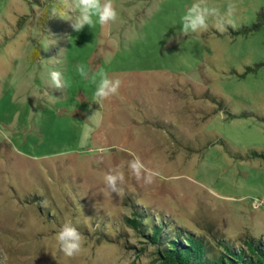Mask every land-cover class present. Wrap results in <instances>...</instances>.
<instances>
[{
    "label": "rangeland",
    "instance_id": "1",
    "mask_svg": "<svg viewBox=\"0 0 264 264\" xmlns=\"http://www.w3.org/2000/svg\"><path fill=\"white\" fill-rule=\"evenodd\" d=\"M192 3L113 0L115 22L76 32L68 19L78 13L64 0H0V264H158L125 223L130 198L200 234L264 236V160L210 144L264 150V0H236L235 29L210 21L184 35ZM227 3L209 0L222 14ZM81 63L119 76L118 93L98 101ZM53 70L65 90L51 85ZM134 155L156 173L151 183L131 173ZM121 165L117 196L103 177ZM35 193L41 211L26 203ZM66 223L86 241L72 257L56 240Z\"/></svg>",
    "mask_w": 264,
    "mask_h": 264
},
{
    "label": "trees",
    "instance_id": "2",
    "mask_svg": "<svg viewBox=\"0 0 264 264\" xmlns=\"http://www.w3.org/2000/svg\"><path fill=\"white\" fill-rule=\"evenodd\" d=\"M264 19V10L260 11ZM262 21V20H260ZM254 24L251 29L260 27ZM212 100L218 104L216 110H228L223 100ZM234 115V114H230ZM159 122V128L164 129L179 148L194 150V148L180 138L175 124ZM210 144L220 143L234 159L244 160L258 158L264 160V150L252 148L243 151L235 148L225 138L219 137ZM28 197V196H27ZM26 203H35L40 211L42 198L33 194ZM132 213L125 216V223L134 229L144 239L147 246H153L158 264H264V236H256L245 232L238 238L227 236L225 233L208 229V234H200L184 227L174 218L162 212H155L152 208L137 204L130 198ZM61 217V216H60ZM101 230V229H100ZM142 248L141 251H144Z\"/></svg>",
    "mask_w": 264,
    "mask_h": 264
},
{
    "label": "clouds",
    "instance_id": "3",
    "mask_svg": "<svg viewBox=\"0 0 264 264\" xmlns=\"http://www.w3.org/2000/svg\"><path fill=\"white\" fill-rule=\"evenodd\" d=\"M66 7L75 10L78 14L71 21V27L74 31H81L85 25L93 27L95 24L101 26L115 22L118 16L114 7L113 0H72V4H68V0H64ZM237 10L236 0H228L226 11L222 14L219 7L210 5L209 0H193V3L187 8L181 17V32L184 35L191 33L203 34L208 31L210 21L212 27L220 32H225L227 27L235 29L237 27L233 16ZM65 13L62 11L60 17L63 18ZM64 19V18H63ZM76 71L82 79H88L96 84L95 97L98 101L109 99L118 93L122 81L119 76H109L103 70L98 73H91L90 68L81 63L76 66ZM97 76L99 81L97 82ZM51 85L58 90H65L69 86V81L64 78L62 72L53 70L50 72ZM120 168L111 170L104 175V183L112 193L117 196H123L124 192L120 185L124 181V172ZM131 173L137 180L143 179L145 183H151L156 173L145 168L139 156L133 157L128 162ZM57 243L66 256L72 257L84 250L86 243L85 237L71 223H66L56 234Z\"/></svg>",
    "mask_w": 264,
    "mask_h": 264
}]
</instances>
